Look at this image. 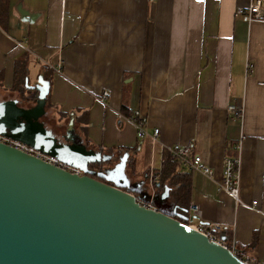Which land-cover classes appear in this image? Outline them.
<instances>
[{
    "label": "crops",
    "instance_id": "0c3cea01",
    "mask_svg": "<svg viewBox=\"0 0 264 264\" xmlns=\"http://www.w3.org/2000/svg\"><path fill=\"white\" fill-rule=\"evenodd\" d=\"M247 3L8 0L0 26V101L23 100L12 86L15 63L25 57L26 89L38 92L40 79L45 82V114L58 117L48 129L60 141L66 135L95 151L133 149L125 152L131 193L153 197L167 147L189 145L212 175L182 168L190 174V192L179 214L192 216L190 224H222L231 247L264 262V21L234 14ZM20 8L32 19L24 21ZM249 63L253 70L246 74ZM103 90L110 92L105 102ZM230 104L243 106L242 121L233 118ZM134 118L144 123L143 139ZM64 121L75 134L67 126L61 131ZM237 155L238 201L217 190L224 158ZM140 202L154 207L152 198ZM191 202L199 217L190 213Z\"/></svg>",
    "mask_w": 264,
    "mask_h": 264
},
{
    "label": "water",
    "instance_id": "95a60500",
    "mask_svg": "<svg viewBox=\"0 0 264 264\" xmlns=\"http://www.w3.org/2000/svg\"><path fill=\"white\" fill-rule=\"evenodd\" d=\"M19 11L24 21L32 19ZM39 83L31 107L0 101V127H38L85 164L69 165L82 171L76 174L0 141V264H251L190 226L192 216L174 211L176 218L148 207L113 183L125 170L127 153L110 167L92 170L89 165L112 155L66 135L60 141L40 120L47 87L43 79ZM168 192L164 188L160 197Z\"/></svg>",
    "mask_w": 264,
    "mask_h": 264
},
{
    "label": "built area",
    "instance_id": "2783aa9c",
    "mask_svg": "<svg viewBox=\"0 0 264 264\" xmlns=\"http://www.w3.org/2000/svg\"><path fill=\"white\" fill-rule=\"evenodd\" d=\"M154 1V0H149ZM234 14L241 18L246 22H250L252 20H263L264 21V0H248L246 6H237L234 9ZM59 67V66H58ZM253 70V64L249 63L246 65L245 73L248 74ZM110 97V92L108 90H103L100 94L99 100L101 102H105ZM230 113L232 114L233 118L242 121L244 108L241 104H230L228 107ZM136 125V136L139 139H143L146 136V132L144 129V123L139 118L133 119ZM158 133V128L153 130V140L155 141L156 134ZM0 141L5 142L18 148L22 151L34 154L39 158L59 165L70 172L76 174H82V171L73 166L64 165L56 158L46 155L35 148L27 145L21 141L13 140L7 136L0 134ZM239 146V145H238ZM167 151L171 154V156L180 162L181 168L188 170V171H199L204 175L211 176L212 170L211 168L206 165L203 161L200 154L191 150L189 145H182L179 143H174L167 147ZM239 177H240V156H226L223 160L222 166V177L220 181L217 183V190L227 191L232 197H234L237 201L239 200ZM257 201L253 200L252 205H256ZM144 205L148 207H152L150 203H144ZM153 208V207H152ZM189 211L193 216L199 217V206L196 203L191 202L189 204ZM194 229L204 233L210 240L217 241L225 246V241L220 237L222 231L224 230L223 225L220 223H198V224H190ZM239 257L251 264H264V262H254L250 257L244 255L240 251L236 250L234 247H231Z\"/></svg>",
    "mask_w": 264,
    "mask_h": 264
},
{
    "label": "trees",
    "instance_id": "16d2710c",
    "mask_svg": "<svg viewBox=\"0 0 264 264\" xmlns=\"http://www.w3.org/2000/svg\"><path fill=\"white\" fill-rule=\"evenodd\" d=\"M7 14L8 0H0V26H3V24L5 23ZM27 62L28 61L25 57H22L16 61L14 69V84L12 86V89L17 92L19 96L24 97L22 101H26V104H23L22 101L19 102L17 100V104L22 107H31L30 102L36 103V99L38 97V92L36 90L26 89L25 79L27 74ZM130 150L133 149L111 147L103 148L102 151L98 150L101 153L112 155V158L107 161L91 164L89 165V167H100L102 164H114L119 161L120 157H122V155L126 151ZM130 165L132 164L130 163ZM156 173L158 174V178L153 181L154 193L152 197V205L156 209L178 218L177 215L172 211V206H178V208H176V213L178 214H183L184 211H186V208L188 207V196L190 192V174L189 172L181 168L180 162L174 159L168 151L164 152L161 169ZM93 176L97 177L100 180H105L104 178L98 177L96 174H93ZM106 182L112 184V182L110 181ZM164 188H168V196L165 198H161L160 195L164 191ZM123 189L131 192V190L127 187H123ZM132 193L138 201H140V198H146L137 190H133ZM220 237L227 243V247L230 248L231 244L229 234L226 233L225 237V232H222ZM234 247L237 248L236 245ZM236 250L240 251V249Z\"/></svg>",
    "mask_w": 264,
    "mask_h": 264
},
{
    "label": "rangeland",
    "instance_id": "374dc122",
    "mask_svg": "<svg viewBox=\"0 0 264 264\" xmlns=\"http://www.w3.org/2000/svg\"><path fill=\"white\" fill-rule=\"evenodd\" d=\"M28 84H26V87H28L30 85V84L29 85ZM25 102L22 101L23 104H26ZM30 104H31V106H33L35 104V102H30ZM49 108L50 107L48 106V110H49ZM57 119H58V117L53 115L51 113V111H48L46 114H44V116L40 120L43 121L44 123L46 122L47 124L45 126L48 128V125H50L52 127H56L57 126ZM66 126H67V121L66 122L64 121L63 125L61 127L62 128L61 131L64 132V130L66 129ZM67 130H68V132H70L72 134H75L74 132L76 131V129L70 124L67 126ZM0 133H2L5 136H8L10 138L18 139L20 141L29 143V144H31V146H33L36 149L38 148V149H40V150H42L48 154L54 155L64 165H74V166L82 167L85 164V159L83 157L73 155L69 150H67L66 148L57 144L50 137H46V134L43 131H41L38 127H37V129L31 130V131L28 130L24 126L22 128L18 129L17 126L14 125V127L10 130L0 127ZM72 140L74 141L75 144H77V145L80 144L78 137H72ZM89 149L94 150L92 148H88V150ZM87 155L90 156L89 153H87ZM131 174H133V173H131ZM113 183L124 184L125 186L127 185V188L128 187L134 188V183H131L129 181L128 175L126 173V169L122 172V174L120 175V178L113 179ZM136 186H137V188L141 187L140 184H136ZM142 195H144L148 199L152 198V195L147 194V192H145V190H144V193Z\"/></svg>",
    "mask_w": 264,
    "mask_h": 264
},
{
    "label": "flooded vegetation",
    "instance_id": "af4514ba",
    "mask_svg": "<svg viewBox=\"0 0 264 264\" xmlns=\"http://www.w3.org/2000/svg\"><path fill=\"white\" fill-rule=\"evenodd\" d=\"M72 140V139H71ZM73 141V140H72ZM74 142V141H73ZM110 166H112V164L111 165H109V164H102L100 167H96V166H92V167H90L92 170H94V171H99L100 169H103V168H106V167H110ZM94 174H96V173H94ZM104 181H107L106 179L104 180Z\"/></svg>",
    "mask_w": 264,
    "mask_h": 264
}]
</instances>
